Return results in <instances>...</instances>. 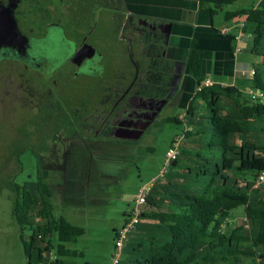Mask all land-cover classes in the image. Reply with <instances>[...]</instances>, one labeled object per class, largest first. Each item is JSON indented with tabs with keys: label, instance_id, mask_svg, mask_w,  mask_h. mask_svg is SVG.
Listing matches in <instances>:
<instances>
[{
	"label": "trees",
	"instance_id": "obj_1",
	"mask_svg": "<svg viewBox=\"0 0 264 264\" xmlns=\"http://www.w3.org/2000/svg\"><path fill=\"white\" fill-rule=\"evenodd\" d=\"M235 2L198 0L201 8ZM234 17L245 18L241 32L251 34L250 53L260 58L249 76V90L258 98L235 86H205L201 51L191 40L186 58L196 80L180 120L186 132L166 183L153 184L139 222L123 243L121 264H264V186L254 187L264 174V0L226 12L224 20ZM166 121L182 124L177 116ZM173 168L179 171L176 178ZM46 176V171L38 172L36 181L24 182L22 188L11 184L12 214L27 264H33V257L35 264L44 263L43 255L53 253V241L56 256L74 255L66 245L83 233L64 217L53 216ZM238 207H243L242 224L224 232ZM51 264L64 262L55 259Z\"/></svg>",
	"mask_w": 264,
	"mask_h": 264
},
{
	"label": "flooded vegetation",
	"instance_id": "obj_2",
	"mask_svg": "<svg viewBox=\"0 0 264 264\" xmlns=\"http://www.w3.org/2000/svg\"><path fill=\"white\" fill-rule=\"evenodd\" d=\"M125 11L123 0H0V30H14L17 35L0 40V114L10 111L13 115L7 116L14 119L9 128L12 143L3 153L5 160L20 167L19 157L26 150L46 154L55 142L79 139L75 131L67 134L68 138L61 134L64 126L68 128L75 121L74 111L66 110L56 95L63 96L59 82L72 83L81 77L91 80L88 87H92L99 77H105V92L112 83L109 81L121 80L109 89L112 96L104 94L103 110L93 108L86 120L77 121L76 126L86 136L134 140L155 119L172 89H164L166 93L157 97L154 91L158 92L156 88L162 83L158 78L142 83L140 68L147 56L149 60L155 56L150 48L155 34L152 26L145 30ZM101 25L104 29L97 32ZM115 31L121 37H115ZM94 57H99V62ZM114 64L123 67V75L114 73ZM147 90L152 93L145 95ZM17 110L25 113V121L18 119ZM50 126L52 131L44 132Z\"/></svg>",
	"mask_w": 264,
	"mask_h": 264
},
{
	"label": "rangeland",
	"instance_id": "obj_3",
	"mask_svg": "<svg viewBox=\"0 0 264 264\" xmlns=\"http://www.w3.org/2000/svg\"><path fill=\"white\" fill-rule=\"evenodd\" d=\"M257 3L258 0H238L235 4L248 8ZM98 14L105 15L104 11H99ZM102 25L96 29L97 32L104 29ZM113 35L121 37L118 31ZM241 48H244L242 56L253 58L245 52L247 44H241ZM113 71L115 74L120 72L123 75V67L118 64H114ZM133 74L131 72V76ZM103 78L99 77L92 87L90 86V91H87V88H90L88 86L91 80L85 78L79 77L72 83L59 82L58 88L63 96H58L57 93L56 95L66 110L74 111L75 121V124L72 122V126L68 128L64 126L61 134L68 138L67 134L75 131L79 133V139L76 142L71 139L62 143L55 142L46 154L37 150L33 154L32 148L26 150L25 154L19 157L20 167L14 161L5 160L3 156V153L9 151V145L12 143L9 128L14 119L10 120L7 115L12 116L13 113L6 111L5 115L0 114V264H27L19 239V228L12 214L14 192L11 190V184H17L21 188L24 182L36 181L37 172L42 174L46 171L45 181L52 192L53 216H62L83 230L75 242L66 245L74 255L59 259L64 264H110L113 230H118L123 224L124 213L133 207L138 189L153 180L159 182L155 183L156 185L166 180L169 168L162 173L165 152L175 136H183L182 133L186 132L184 123L181 125L166 121L167 118L176 116L181 120L184 114V109L180 105L181 97L176 94L169 96L167 103L160 109L155 119L141 130L137 139L123 141L117 137L86 136L84 131L76 126L77 121L86 120L93 108L103 110L104 94L108 92L112 96L109 89L115 88L121 81L113 78L104 92L103 80L107 81L106 83L108 80ZM142 83L146 85L149 80L145 79ZM243 85H247L246 81ZM147 93L150 95L152 91L147 90L145 95ZM154 93L155 96L162 97L158 92ZM87 94L90 97H87ZM4 116L6 117L3 118ZM18 119L25 121V113L20 112ZM48 131H52V126L49 130H44ZM182 174L179 175L181 180ZM253 179L251 178L252 181ZM262 186L264 183L254 181L255 188L259 189ZM148 208V206L144 208V211ZM242 220L243 207L232 210L227 221L228 226L224 227L223 231L234 229L242 224ZM24 236L27 240L29 232L26 231ZM53 246L54 255V241ZM33 258L35 264V257ZM46 260V256L43 255L42 264H46ZM243 261V264L249 262Z\"/></svg>",
	"mask_w": 264,
	"mask_h": 264
},
{
	"label": "crops",
	"instance_id": "obj_4",
	"mask_svg": "<svg viewBox=\"0 0 264 264\" xmlns=\"http://www.w3.org/2000/svg\"><path fill=\"white\" fill-rule=\"evenodd\" d=\"M123 1L126 15L140 22L145 30L147 25L153 27L152 32L155 37L150 42V48L151 51L154 50L155 56L149 60L146 55L147 60L141 65L143 67L140 68V72L144 80L151 81L158 78L162 82L161 87L156 88L162 96L166 93L164 89H172L170 96L176 94L181 97L182 109L193 96L196 79L189 70L186 58L192 39L196 40V47L201 51V76L204 81L209 79L211 83L235 86L247 93L250 88L248 70L256 65L260 58L250 53L251 34L241 32L245 18L234 17L224 20L226 12H233L246 6L241 7L235 2L228 6L207 5L201 8L198 0ZM210 11L214 12L212 17ZM238 35H241L240 42L236 41ZM243 43L247 44L245 52L253 58L242 56ZM237 48L241 49L239 54L236 52ZM168 81H173V85L170 86ZM244 81L247 83L245 86ZM165 82H167L166 88H164ZM176 173L179 174V171L173 168L172 176ZM165 181L159 185L165 184ZM52 255L53 253L49 254L46 263L51 264L55 259H59L55 254Z\"/></svg>",
	"mask_w": 264,
	"mask_h": 264
},
{
	"label": "built area",
	"instance_id": "obj_5",
	"mask_svg": "<svg viewBox=\"0 0 264 264\" xmlns=\"http://www.w3.org/2000/svg\"><path fill=\"white\" fill-rule=\"evenodd\" d=\"M241 35H238L236 37V41L240 42ZM241 51L240 48L236 49V52L239 53ZM249 76H252L254 74V71L252 68L248 70ZM203 84L205 86L211 85L212 83L210 82L209 79H206ZM247 93L251 96L252 99H256L257 97V92L255 93L253 90H248ZM183 140V136L177 135L174 137V139L171 141L167 151L165 152L164 155V161H163V167H162V173L167 170L171 163L174 162L177 158L178 151H179V146L180 143ZM257 181L259 183H264V174H260L257 178ZM156 181L153 180L151 183L142 185L134 198V205L133 207L127 212L126 220L125 223L116 231L115 234V240L113 242V248H112V253L110 257V264H121V259H122V252H123V243L125 239L127 238V235L131 232L133 227L139 222L140 220V214L142 208L145 206L146 203V198L150 192L151 187Z\"/></svg>",
	"mask_w": 264,
	"mask_h": 264
},
{
	"label": "water",
	"instance_id": "obj_6",
	"mask_svg": "<svg viewBox=\"0 0 264 264\" xmlns=\"http://www.w3.org/2000/svg\"><path fill=\"white\" fill-rule=\"evenodd\" d=\"M15 31L12 30V31H4V30H0V40L2 42H5L7 40L10 39V37H16V32L14 33Z\"/></svg>",
	"mask_w": 264,
	"mask_h": 264
},
{
	"label": "clouds",
	"instance_id": "obj_7",
	"mask_svg": "<svg viewBox=\"0 0 264 264\" xmlns=\"http://www.w3.org/2000/svg\"><path fill=\"white\" fill-rule=\"evenodd\" d=\"M94 59H96V61L99 62V59H100V58H99V57H94ZM88 61H89V58H86V59H85V62H88ZM85 62H82V63H85Z\"/></svg>",
	"mask_w": 264,
	"mask_h": 264
}]
</instances>
